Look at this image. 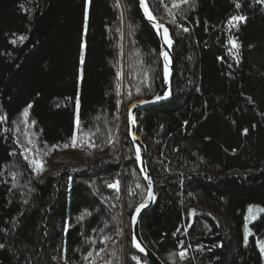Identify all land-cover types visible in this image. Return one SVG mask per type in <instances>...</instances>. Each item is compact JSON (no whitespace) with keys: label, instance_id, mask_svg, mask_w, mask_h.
<instances>
[{"label":"trees","instance_id":"trees-1","mask_svg":"<svg viewBox=\"0 0 264 264\" xmlns=\"http://www.w3.org/2000/svg\"><path fill=\"white\" fill-rule=\"evenodd\" d=\"M146 4L170 33L174 73L170 100L137 117L155 196L141 239L163 264H264V212L246 223L264 208V3ZM233 15L247 19L233 27ZM162 74L137 0H0V264H136L116 230L131 229L147 189L127 120L121 142L117 124ZM21 117L47 153L77 159L36 172L12 133Z\"/></svg>","mask_w":264,"mask_h":264},{"label":"water","instance_id":"water-1","mask_svg":"<svg viewBox=\"0 0 264 264\" xmlns=\"http://www.w3.org/2000/svg\"><path fill=\"white\" fill-rule=\"evenodd\" d=\"M137 3H138V10H139L144 22L154 31V34H155V36L159 42V59H160V62L162 65V71H163V74H162L163 82H162V86H161L160 90L151 99L141 100V101H147V103H143V104H140L139 107L132 108L133 104H139V102H140V101H136V102H133L127 108V135H128V140L132 144L134 151H135L136 145L140 146L142 163L137 162V160H136V167H137V170L141 176V179L144 182L145 187L147 189L148 181L144 178V175L141 172V168L144 169V171L148 174V176H150V174L147 170L146 161H145L146 148L143 145L141 139L138 137L137 117L139 114H141L145 110L150 109V108L155 107V106H158L159 104H162V103L170 100V98H171V81H172V77H173V73H174V60H173V54H172L174 43H172L171 46L165 44V42H164V29L163 28H160V29L155 28L153 25V22L150 21L145 16L143 8L140 6L139 0H137ZM156 22H158V21L156 20ZM164 28H166V27L164 26ZM168 35H169V38L171 39L169 31H168ZM161 52H167L169 55V61H168V65H167V82H165V61H164L163 56L161 55ZM157 96H159L160 99H156ZM129 109H131V113H129ZM130 115H131V119L129 118ZM135 155H136V151H135ZM152 192H153V188H152ZM154 204H155V199L154 200H148L146 203V206L144 208H142L140 213L137 215L136 222L133 223L132 219H130L131 246H132L133 250L141 258H143L148 264H163L160 261V259L142 241L141 236H140V230H139L141 216L144 213L150 211L154 207ZM133 215H136V209H135L134 213L132 214V216ZM133 237H135V239L144 248L143 253H141L137 248H135L133 246V244H132Z\"/></svg>","mask_w":264,"mask_h":264},{"label":"snow or ice","instance_id":"snow-or-ice-1","mask_svg":"<svg viewBox=\"0 0 264 264\" xmlns=\"http://www.w3.org/2000/svg\"><path fill=\"white\" fill-rule=\"evenodd\" d=\"M139 2H140V6L143 8L145 16L150 21L153 22L154 27L157 28V29H160V28L164 29V42H165V44L171 46L173 41L169 38L167 28H164L163 24H160V23L156 22V18L152 15L151 11L149 10L148 6L146 5V0H139ZM180 2L181 3H188V0H180ZM257 2L264 3V0H257ZM172 6L173 7H178L177 4H173ZM240 6H241L240 3L237 2L236 3V7L239 8ZM246 19L247 18L245 16H242V15H233L232 17H230L228 23L231 26L236 27L238 22H245ZM172 23H175V17H173ZM183 31L187 32L188 29L187 28H183ZM25 38L26 37H20L21 40H23ZM229 43H231L233 48H238L239 47V45L236 43L235 40H230ZM161 55L163 56L164 61H165V82H167V65H168V61H169V55H168L167 52H161ZM235 58L237 59V61L239 60L238 56H236ZM219 59H222V58H219ZM119 75H120V73H117V76H119ZM137 91H139V90H137ZM156 99H160V97L157 96ZM143 103H147V101H140L139 104H133L132 108L139 107L140 104H143ZM129 113H131V109H129ZM24 115L27 116V109H25ZM129 118L131 119V115H130ZM0 119H3V117H0ZM185 123H187V122H185ZM247 131H248L247 129H244V134H247ZM31 143H32V141H29V144H31ZM71 145H72V147H76L77 146V137H76V135H74L72 137ZM68 146H69L68 144L64 145V147H68ZM88 146L89 147H94L95 145H94V143H89ZM56 147H57L56 145L52 146L53 149H55ZM22 148H23V150L21 152V155H23L25 160L28 161L29 165L30 166H34L36 172H38V173L42 172L44 170L43 161L37 160V159L29 160L27 154L30 153L31 149H29L27 147H23V146H22ZM135 151H136V160H137V162L142 163L141 150H140V146L139 145L135 146ZM46 154L47 153H45V155ZM141 172L143 173L144 178L148 181V184H147V200H145L144 203H141L139 206L136 207V215H133L131 217L133 223L136 222L137 215L140 213L141 209L146 206L147 201L155 199L154 194L152 192V180H151L150 176H148V174L144 171L143 168H141ZM13 178L15 179V177H13ZM109 187L119 190V181H117L116 183L110 184ZM137 187H140V185L138 184ZM25 203H27V201H25ZM249 211L250 212L252 211V207L251 206L249 208ZM257 211L258 212H264V208H258ZM177 231H179V229H177ZM65 232H67V228H65ZM249 235H251V232L247 229V226H246L245 227V244H247V242H248ZM107 239H109V237H105V240H107ZM132 244L141 253L144 252V248L135 239V237H133ZM4 246L5 245L0 244V248H3ZM257 246L260 248L261 252L264 253V241L258 240L257 241ZM96 255L99 256V252H97ZM113 255H115V253H113ZM178 255H179L180 259L183 260L186 257V255H187V250L185 249V250L180 251ZM92 256H93V253L92 252H88L87 256H85L84 259L86 261H90V257H92ZM131 259L135 260L136 264H141V258L140 257H138L136 255H133L131 257ZM90 264H95V261H90ZM107 264H111V262L109 261V262H107ZM144 264H146V261L144 262Z\"/></svg>","mask_w":264,"mask_h":264},{"label":"rangeland","instance_id":"rangeland-1","mask_svg":"<svg viewBox=\"0 0 264 264\" xmlns=\"http://www.w3.org/2000/svg\"><path fill=\"white\" fill-rule=\"evenodd\" d=\"M127 108H123V106H121L119 113V121H118L119 125L117 124L118 132H119V142H121V140L123 139L121 137V134L123 133V119L125 118L127 120ZM12 127H13L12 133L16 141L18 140L19 145L31 149L30 154H32L35 159L43 161V167L47 171L48 170L51 171L54 168L60 169L61 167H65L63 163H67L68 161H74L75 159H77L76 153H74L72 149H68V148L47 153V151L41 146H39L34 140L33 134H31L30 132V123L24 117L19 118ZM29 141H32V143L29 144ZM45 153L47 154L45 155ZM72 168H76L75 164H72V166H70L68 169H72ZM259 213L260 212H258L257 209L255 208H252L251 212L248 210L246 213V223L249 224L252 221H254L255 218H257V216L259 215ZM128 228L129 226L127 225V222L124 219L122 225L121 226L118 225V229L116 230V234L120 236L124 241L122 243L123 250L126 248V244H127L126 238L128 234H130L131 236V231H130L131 229L128 230Z\"/></svg>","mask_w":264,"mask_h":264}]
</instances>
